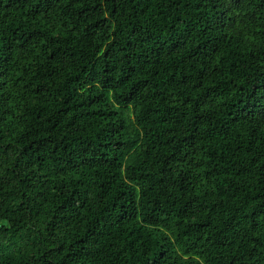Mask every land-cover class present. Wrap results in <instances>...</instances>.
<instances>
[{
	"label": "trees",
	"instance_id": "1",
	"mask_svg": "<svg viewBox=\"0 0 264 264\" xmlns=\"http://www.w3.org/2000/svg\"><path fill=\"white\" fill-rule=\"evenodd\" d=\"M0 264H264V0H0Z\"/></svg>",
	"mask_w": 264,
	"mask_h": 264
}]
</instances>
